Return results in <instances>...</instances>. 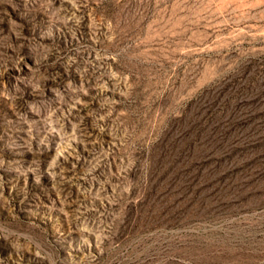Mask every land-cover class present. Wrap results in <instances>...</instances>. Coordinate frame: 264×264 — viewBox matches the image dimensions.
Listing matches in <instances>:
<instances>
[{
    "label": "rangeland",
    "instance_id": "obj_1",
    "mask_svg": "<svg viewBox=\"0 0 264 264\" xmlns=\"http://www.w3.org/2000/svg\"><path fill=\"white\" fill-rule=\"evenodd\" d=\"M0 264H264V0H0Z\"/></svg>",
    "mask_w": 264,
    "mask_h": 264
}]
</instances>
